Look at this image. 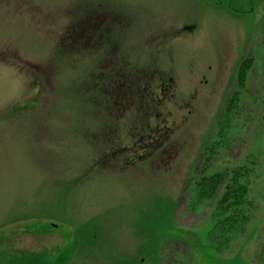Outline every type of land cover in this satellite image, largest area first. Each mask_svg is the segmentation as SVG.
<instances>
[{
	"label": "rangeland",
	"instance_id": "rangeland-1",
	"mask_svg": "<svg viewBox=\"0 0 264 264\" xmlns=\"http://www.w3.org/2000/svg\"><path fill=\"white\" fill-rule=\"evenodd\" d=\"M104 1L0 0V264H264V0Z\"/></svg>",
	"mask_w": 264,
	"mask_h": 264
},
{
	"label": "flooded vegetation",
	"instance_id": "flooded-vegetation-1",
	"mask_svg": "<svg viewBox=\"0 0 264 264\" xmlns=\"http://www.w3.org/2000/svg\"><path fill=\"white\" fill-rule=\"evenodd\" d=\"M259 1H260V4L263 3V0H258V3H259ZM77 2H79L81 4V7H82V10H81L82 17L80 19V22L82 24V30H113V31H109L106 33L107 35H110V38L105 37L104 34L100 35L98 38V41H99L98 43L101 44V47L104 46V44H106L110 47V45H112V40H113V37L116 33V30H124V26L118 27V24H117V23L123 22L124 19H122L121 21H117V19L122 18V16L116 17L113 15L110 17V15H108V14H110L111 12L106 13V12H109L108 10L107 11L104 10L106 8L105 2H108V1H104V0H77ZM104 4H105V7H104ZM119 5H120V3H119ZM250 10H251V7L249 9L242 10L241 12H247V11L249 12ZM68 30H73V28L69 27ZM179 30H195V27L193 28L191 25H187V24L184 25L183 24V25H181ZM111 36H113V37H111ZM120 71H119V73H120ZM121 73H122L121 74L122 77L125 79V86L128 87V90H134V92H132V91H131L132 93L125 92L124 93L125 95L121 96V99H119L116 102V104L118 103V105H119L118 106L119 110L125 109L126 108L125 105L127 104V105H129L128 108H131L132 110L134 109L135 112L137 111L138 113H141V115L145 119L146 117H148L152 113V109L154 107L153 102L157 103V102L162 101L164 92L166 90L164 88L163 81H160L159 84L155 87L156 89L153 91L151 88V83H150L151 80H149L150 77L154 78L153 75L149 76L147 81L140 82L139 85L137 86L136 84H134L132 82V79L130 81V78L126 77L125 73H123L122 71H121ZM106 89H107V86H105V90ZM99 94H100V92H99ZM113 98L114 99L120 98L118 96V92L116 94V97H113ZM107 99L109 100V98H107ZM118 129H120V128H118ZM147 129L145 128V129H143V131L146 132ZM154 129L156 132L160 131L158 129V127H155ZM115 131H117V130L115 129ZM139 137H140L139 141H143V142H146L144 139H146L147 137H148V140L151 139V135L144 137V136H142V133H140ZM133 138H134V136H133ZM133 138H132V141L134 142ZM154 139L155 138L152 137V139L149 142V145H148V143L145 144L146 145L145 148H147V150H148V148H150L151 142ZM131 150L134 151V149H131Z\"/></svg>",
	"mask_w": 264,
	"mask_h": 264
},
{
	"label": "trees",
	"instance_id": "trees-1",
	"mask_svg": "<svg viewBox=\"0 0 264 264\" xmlns=\"http://www.w3.org/2000/svg\"><path fill=\"white\" fill-rule=\"evenodd\" d=\"M252 64H253L252 59L251 60L250 59H246V60H243L241 62L239 69H240V72L242 73V79L244 78V74H247V72L250 71V69L252 68ZM262 67L264 69V60H263ZM153 141H156V139L153 140ZM153 151H154V149H153ZM230 220H232V219H230ZM224 221H227V217H226V219H224ZM236 223L237 222H232V221L231 222H227V226L229 227V229H231L232 232L236 230V227H237ZM220 228L223 229L222 226ZM262 253H263V256H264V245H263V248H262Z\"/></svg>",
	"mask_w": 264,
	"mask_h": 264
}]
</instances>
